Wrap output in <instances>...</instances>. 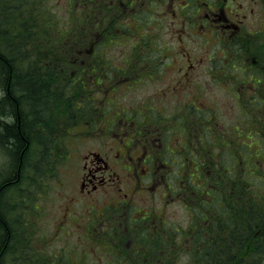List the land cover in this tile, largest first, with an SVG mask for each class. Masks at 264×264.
Returning a JSON list of instances; mask_svg holds the SVG:
<instances>
[{"label":"flooded vegetation","instance_id":"flooded-vegetation-1","mask_svg":"<svg viewBox=\"0 0 264 264\" xmlns=\"http://www.w3.org/2000/svg\"><path fill=\"white\" fill-rule=\"evenodd\" d=\"M67 3L77 8L86 41L64 52L86 72L72 70L76 79L41 89L54 106L43 104L37 130L66 137L68 152H81L63 227L91 233V246L129 245L117 264H166L161 254H140L142 245L161 241L134 239L135 232L179 231L165 226L160 206L173 201L194 212L195 179L203 183L195 168H207L226 138L231 151L255 147V104L264 103V0ZM235 102L243 119L226 122L223 133L221 109ZM123 231L130 241L119 239Z\"/></svg>","mask_w":264,"mask_h":264},{"label":"trees","instance_id":"trees-1","mask_svg":"<svg viewBox=\"0 0 264 264\" xmlns=\"http://www.w3.org/2000/svg\"><path fill=\"white\" fill-rule=\"evenodd\" d=\"M26 2L27 12L32 19L25 25L23 17H20L18 24V21L11 17L12 8L15 11L19 8L13 5L4 9V31L13 40L8 44L5 37L0 35V136L15 157L14 175L0 179V264H9L6 256L10 250L20 254L18 262L21 264H63L56 259L52 262L45 261V258L38 256L40 252L34 247V252L37 253L34 255L38 256V259L35 262L32 257L33 262L29 263L26 257L29 253V239L27 240L24 233L27 228L22 220H9L8 212H4L3 196L6 190H15L13 186L17 181H22L21 170L23 161L27 158L25 149L29 144L24 107L29 108L36 104L37 97H44L41 89H48L49 82L59 78L56 75L59 69L57 65L69 55L64 51L77 47L86 39L81 38L82 34L76 22L64 32L58 30L59 35H55L51 31L52 25H56L57 21L48 22L52 16L47 18L40 14L36 6L33 12L28 0ZM31 50L35 51L30 52ZM65 78L66 75H62L60 79ZM49 98H52L51 94ZM44 101L47 102V99H43V104ZM258 124L261 126L256 129L255 144L264 146V119L256 118L255 125ZM49 143H45L44 153L53 158V151L52 154L47 151ZM235 154L233 160L237 159ZM243 155L242 163L248 160L250 165L239 166L236 163V166L229 162L228 157L220 154L217 163L209 158L207 168L199 172L203 179L209 180L211 186L208 187L207 181L204 180L205 185L200 190V197H203L201 207L205 211L203 215L198 216L201 221L197 223L196 228L188 230L186 234V240L188 237L192 238L190 246H187V249H194L190 261L192 264H264V190L258 191L254 186L256 179L258 183L264 184V175L258 174V171L262 170L264 150L248 153L243 151ZM206 203H209L210 210L203 206ZM145 235L149 237L148 232ZM32 241L33 236L30 243ZM182 243L175 244L174 247L184 248Z\"/></svg>","mask_w":264,"mask_h":264},{"label":"rangeland","instance_id":"rangeland-1","mask_svg":"<svg viewBox=\"0 0 264 264\" xmlns=\"http://www.w3.org/2000/svg\"><path fill=\"white\" fill-rule=\"evenodd\" d=\"M26 1L27 0H0V21H3L2 24H0V35L2 34V37H5L6 43L8 44L11 43L13 39L5 34L6 32L4 31V9H8L9 7L15 5L16 8H19L20 11L18 9L15 11L14 8H12L13 12L11 18L17 20L19 24L20 17H23L22 19L24 20L25 25H27L28 20L32 18L27 12L28 6L26 5ZM67 1L68 0H35L34 2V5L37 9L40 5L38 9V11H40V14L42 13L46 16H52V18L48 22L57 21L56 25H52L53 31H51L55 35H59V33H57L58 30L65 31L67 28H70V25L72 23L76 21L75 17H77V8H71L68 5ZM29 2L33 4L31 0H29ZM72 17H74L73 20ZM3 45H5V43H3ZM112 47H120V45L116 44L114 46H110V48ZM127 47L130 46L128 45ZM1 48H3V46H1ZM24 53L25 51L23 50L22 54ZM147 88L149 89V86H147ZM141 90L142 89L139 88L136 90V92L138 94H141ZM21 94L19 93V95ZM123 95L128 94L123 93ZM228 95H230L229 92ZM37 98V103L34 104L35 106L33 105L29 108L24 107L25 127L26 133L29 135V144L25 149L27 158L23 161L24 164L21 170L22 181L21 183L17 181L13 186L15 190H6L3 196V204L5 205L4 212H8L9 220H22L25 223L24 227L27 228V231H24L25 236H27V240L29 239V253L26 256L27 260L29 261V263H32L33 257L34 261L36 262L39 256L41 258H45V261L47 262H49L50 260V262H52L56 259L61 261L63 264H67V262L76 264L78 262V258H80L83 253H85V251L89 250L92 253L88 254V264H115V262L119 263L120 259L113 258V256L110 254V251L104 250L102 246L87 247L85 242L82 240V233L80 231L72 229L63 231L61 229L60 220L63 217L62 213L65 209L67 210L69 205H72L74 201L73 197L76 196V184L74 183L78 176V160L81 152L71 150V152L69 153L68 148L59 149L58 147H56L58 146L59 140L62 137L42 135L37 133V130L42 127V124L41 122H39V120L44 116V108L42 102L44 97ZM44 102L48 105V107L54 106L53 100L47 99V102ZM255 113H258L260 115L258 116L259 118L264 119V103L255 104ZM243 114L246 116L244 112ZM249 115H252V112L249 113ZM219 116L221 117V122L223 123L221 124L223 133H226V122L235 123V120L243 119V116L240 114L239 104L236 102L227 103L225 107L221 109V114ZM232 123H227V125H233ZM259 126L261 125H255V138L257 136L256 129ZM230 127H228V129ZM244 129L247 130L246 127ZM45 141H47L48 143L50 142V146L49 148H47V151H49L51 154L54 150H59L64 154H66L67 152V154H70L69 159H60L59 162L61 165L59 166V168L57 167L56 161H54L55 159H53L52 156L49 157L48 154L44 153L46 147ZM225 142L227 143V146H225V149L223 147V152H220V154L228 157L229 162L236 165L237 160L235 158L233 160L235 153H232L236 151L229 150L232 148V146L228 144L227 138ZM262 145L255 144V147L247 145L243 146V148L245 152L248 153L252 151L250 150L251 148L262 150L264 148ZM234 148L236 149V147ZM53 156H55V154ZM14 158L15 157L13 155V152L11 151V148L8 145H5L3 139L0 136V179H6L14 175ZM20 159L22 160V158ZM179 159L182 160L181 157H179ZM217 159L220 160L219 157H217ZM242 164L244 166H247V164L250 165L251 163L248 160H245ZM261 166L262 170H260V172L258 171V174L264 175V162ZM16 168H18V163L16 165ZM188 169L189 166L187 167V173L193 171L191 169ZM58 175L59 177H57ZM173 176L176 177L177 174H173ZM257 180L258 179H256L254 182V186L256 187V189L258 191L264 190V184L258 183ZM68 183L70 187L66 191ZM35 197L39 198L38 203H35ZM81 205H84V200L82 198L78 202V207H81ZM160 208L162 209L164 218L169 222H173L175 228H179L180 230L187 228V225H189L191 218L197 215L196 212H190L188 209L183 208L181 204H179L178 206L177 203L173 201H171V204H169L168 206L161 205ZM179 231H172V234H174V236H178ZM163 233L165 234V230ZM32 236L33 241L32 243H30V238ZM94 236L96 237V234H94ZM144 238V236H137V239L141 241H143ZM12 244H14V242H12ZM77 244L80 247H76ZM33 247L36 250H39L41 254L39 253L38 256H35L34 254L37 253L34 252ZM189 251L190 250L188 249L187 252H178V260L180 264H186V261L189 258ZM54 254H56L57 256L55 257ZM152 254L156 255L157 250H154ZM19 256L20 254L16 253L13 250H10L9 254L6 257L8 258L9 264H21V262H18ZM28 261H26V263H28Z\"/></svg>","mask_w":264,"mask_h":264},{"label":"bare ground","instance_id":"bare-ground-1","mask_svg":"<svg viewBox=\"0 0 264 264\" xmlns=\"http://www.w3.org/2000/svg\"><path fill=\"white\" fill-rule=\"evenodd\" d=\"M38 138V137H37ZM43 140V139H42ZM46 143H47V141H46Z\"/></svg>","mask_w":264,"mask_h":264}]
</instances>
